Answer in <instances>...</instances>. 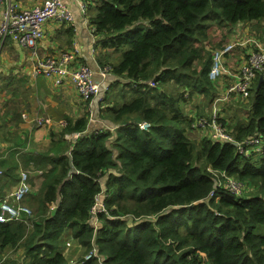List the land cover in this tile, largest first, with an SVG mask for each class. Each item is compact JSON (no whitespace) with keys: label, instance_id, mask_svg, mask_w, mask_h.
Returning a JSON list of instances; mask_svg holds the SVG:
<instances>
[{"label":"trees","instance_id":"1","mask_svg":"<svg viewBox=\"0 0 264 264\" xmlns=\"http://www.w3.org/2000/svg\"><path fill=\"white\" fill-rule=\"evenodd\" d=\"M87 14L98 42L117 54L110 63L116 80L145 89L100 100L109 129L86 132L85 111L50 130L48 149L30 159L41 175L38 190L28 194L38 218L31 227L0 222V263L72 264L60 248L72 229L84 249H97L75 264H264V80L249 88L251 104L230 130L237 141L260 136V152L240 153L206 136L191 142L185 130L192 118L178 104L185 92L207 103L218 95L207 72L211 49L225 42L211 45L210 32L256 21L264 33V0H99ZM64 26L71 36L73 26ZM108 55L97 56L98 64ZM207 166L256 191L232 194L214 183ZM102 190L96 228L90 210ZM12 248L22 250L19 260L2 261Z\"/></svg>","mask_w":264,"mask_h":264},{"label":"crops","instance_id":"2","mask_svg":"<svg viewBox=\"0 0 264 264\" xmlns=\"http://www.w3.org/2000/svg\"><path fill=\"white\" fill-rule=\"evenodd\" d=\"M17 1L23 6H32L39 2V0ZM65 1L74 13V20L69 23L73 26L71 36L65 34L63 30L66 23L47 21L44 25L45 35L37 43V53L57 55L64 50H74L77 59L72 68L83 63L92 67L94 77L99 82V93L90 104L83 101L70 77H67L60 87L55 88L50 78L32 74L34 55L30 48L21 47L8 39L4 41L0 48V100L4 99L7 105L0 104V170H3L0 174V197L13 190L18 184L20 171L28 164H33L30 159H33L34 154L48 149L49 129L60 131L65 116L76 118L89 111L86 132L98 128L109 129V124L102 119L105 103H101L100 100L105 98L111 101L110 99L115 98L113 89L118 81L111 73L105 78L99 76L96 57L112 54L111 47L102 46L98 42V35L93 32L94 27L85 21L75 2ZM94 4L96 3L91 5ZM242 25L243 23H238L231 27L233 28L231 32L233 34L235 31L242 32L246 34V39L254 37L250 35L249 29L242 28ZM247 46L255 48L253 43L247 42L243 46L237 45L235 50L240 48L242 53L244 51L246 54ZM233 74L234 70L228 68L225 77L232 80ZM121 79L122 77L119 78L120 82ZM224 89L226 90V87ZM40 118L44 119L43 123L37 125L35 120ZM114 128L111 129L112 132ZM68 137L73 138L75 134ZM28 167H31V174H37L41 180L39 170L32 169V165ZM21 251L18 248L20 254ZM64 255L72 261L65 252Z\"/></svg>","mask_w":264,"mask_h":264},{"label":"built area","instance_id":"3","mask_svg":"<svg viewBox=\"0 0 264 264\" xmlns=\"http://www.w3.org/2000/svg\"><path fill=\"white\" fill-rule=\"evenodd\" d=\"M78 6L86 22L89 23L87 7L96 0H72ZM73 12L65 0H39L32 6H23L17 0H0V48L5 40H11L21 47L32 50L34 59L31 71L33 75H43L52 80L55 88L60 87L63 81L70 77L78 95L83 101L90 104L92 99L99 93V82L94 77V69L87 64H79L72 68L77 59L74 50H64L57 55H40L37 53V43L45 35L44 25L47 21L72 23ZM246 34L235 31V38L224 43L219 48L211 49V61L207 76L211 82H219L226 76V60L233 53L237 45L247 42L253 43L255 48L246 47V58L240 67L234 71L230 84L226 86L225 95L235 93L242 99L249 95V88L259 75L264 77V44L256 37L246 39ZM101 78H105L111 71V66L105 64L97 66ZM150 85L156 83L149 81ZM130 87L135 85L131 83ZM139 85H143L142 83ZM136 87V86H135ZM143 87V86H141ZM226 96H216L209 116H198L191 120L190 128L200 130L211 141L218 143L236 141L238 152L249 154L260 152L262 140L259 136L251 135L240 141L234 139L220 121L216 102L223 100ZM44 119H36V124L41 125ZM215 176V184L223 185L234 195H242L244 191L251 190L242 181L228 175L225 170L207 167ZM1 173V170H0ZM31 192V185L26 171L21 170L16 187L0 197V222L8 220H20L29 224L28 218L32 215L31 209L22 200ZM97 194L94 205L90 210V218L97 212L104 211L102 200ZM70 243L67 242V245ZM97 254V249L92 248L83 259H88Z\"/></svg>","mask_w":264,"mask_h":264},{"label":"rangeland","instance_id":"4","mask_svg":"<svg viewBox=\"0 0 264 264\" xmlns=\"http://www.w3.org/2000/svg\"><path fill=\"white\" fill-rule=\"evenodd\" d=\"M262 25L263 23H259L256 21L254 22L249 21L247 23L246 22L243 23L242 28L247 27L249 29L250 35L256 37L259 40V42L264 44V33L261 31V28H260ZM232 30L233 28L232 29L230 28V31ZM230 31L228 32L227 29L225 28H219L217 26H214L210 32V44L213 45L219 41H221V44H222L224 42L225 43L228 42L229 40H233L235 38V33L234 34L232 32L230 33ZM216 48H219V47L216 46ZM241 53H242V50L240 48H237L235 52H233L227 58L226 60L227 69L230 68L236 71L240 67L241 63L246 58V54L244 53V51L241 57L239 58V55ZM116 59H117L116 54H110L107 56V62L105 64L115 62ZM230 81H231L230 79H227L224 76L219 82H211L213 86L211 90L214 94H218V96H226V98H224L223 100L217 101L215 105L218 108L217 113L219 115V118L225 124L224 126L228 130H231L233 123L236 122L239 118L241 119L244 118L245 116L244 113L246 112L245 110L249 108L251 101H252V96L250 94L248 95L246 99L240 98V96L235 93H230L229 95H225L224 88L230 84ZM126 86L127 85L124 84L123 82H117L116 85L114 86L113 92L116 94L115 99L117 101L121 100L120 98L121 94H125L126 99H129L134 95L133 91L131 89L127 90ZM170 89L173 90L175 95H177L178 91L180 90L176 86H171ZM184 96L187 98V100L184 102H178V104L182 105V110H183L184 115L186 114L187 117L189 118L210 115L211 109L213 106V101L207 103L209 98H207L206 96H202V94H199V93L190 94L188 92H185ZM0 104L2 106L7 105L4 99L0 100ZM185 132L188 136V139L193 143L199 141L201 138L205 136L202 131L191 129L189 126L186 128ZM22 170L26 171L28 174L30 185H31V190H32L31 193L36 192L39 187L40 178L37 177L38 176L37 174L36 175L31 174V171H32L31 167H24ZM104 179L105 178H103V180ZM250 189L251 190L244 192L242 195H245L247 193H254L256 191L253 188H250ZM29 196L30 195L24 198L23 203L28 205L32 210V215L29 218V222H30L29 226L31 227L32 220L38 217L35 216L34 208L29 203ZM103 196H104V193H101L99 195V199H102ZM105 214L109 215L108 213H105ZM127 216H132V215H127ZM127 216H124V217L126 218ZM132 220L133 221L135 220V216H132ZM128 221H131V219H128ZM90 223L94 225L96 228H98L101 225L100 220L96 218L95 215L92 218H90ZM63 242L64 244L62 245ZM67 242L71 244L67 245ZM60 248H62L63 251L66 253V255L70 257V259L72 260L71 262L72 264H75L77 261L81 260L82 255L88 251V249H84L79 244V242L72 236V229H68L66 231V234L63 236V239L60 243ZM19 256H20V253L18 252V248H12L9 250L6 249V251H4L3 253L2 261L6 262L8 259L18 261ZM204 264H208V263L205 261Z\"/></svg>","mask_w":264,"mask_h":264},{"label":"clouds","instance_id":"5","mask_svg":"<svg viewBox=\"0 0 264 264\" xmlns=\"http://www.w3.org/2000/svg\"><path fill=\"white\" fill-rule=\"evenodd\" d=\"M99 2V0H96L95 2H93V3H98ZM92 3V4H93ZM95 5V4H94ZM88 6H91V4H89ZM235 51V50H234ZM233 51V52H234ZM107 62V61H106ZM105 62V63H106ZM105 63H104V65H105ZM112 63V62H111ZM110 66H111V68H112V65L110 64V63H108ZM99 65V64H98ZM99 66H103V65H99ZM110 73H111V71H110ZM109 73V74H110ZM111 75H112V73H111ZM259 77V76H258ZM258 77H257V80H258ZM126 81V82H125ZM121 82H123L124 84H126L127 86H126V88H127V90H129L130 88H133V87H130V85H132L131 83H128L127 82V80H125L123 77H122V79H121ZM148 83H149V81H148ZM150 84V83H149ZM156 85V84H155ZM141 86H143V87H141ZM145 85L143 84V85H139V86H136V87H141L142 89H145V87H144ZM252 86V85H251ZM193 119V118H192ZM36 122V121H35ZM43 123V122H42ZM190 127V126H189ZM75 136H77V134H75ZM256 136H258V135H256ZM66 137H68V136H66ZM260 137V136H259ZM245 138V137H244ZM261 139V138H260ZM262 140V139H261ZM233 142V141H232ZM232 142H229V143H231L232 144ZM236 142V141H235ZM262 144H263V141H262ZM234 146H236V145H234ZM207 167H209V166H207ZM1 172H2V170H1ZM1 174V173H0ZM103 180V179H102ZM29 182H30V180H29ZM214 183H215V180H214ZM16 187V186H15ZM14 187V188H15ZM32 191V190H31ZM103 192V190L101 191V192H99L98 194H101ZM31 193V192H30ZM26 196H28V194L26 195ZM25 196V197H26ZM24 197V198H25ZM24 198H23V200H22V202L24 201ZM95 200V199H94ZM102 200V199H101ZM102 203H103V201H102ZM25 204V203H24ZM26 205V204H25ZM104 205V204H103ZM26 206H28V205H26ZM29 207V206H28ZM30 208V207H29ZM31 209V208H30ZM31 212H32V210H31ZM100 212V211H99ZM98 213V212H97ZM97 213L95 214V216L97 215ZM31 217V216H30ZM29 217V218H30ZM29 218H28V221H29ZM97 218V217H96ZM29 224H30V222H29ZM28 224V225H29ZM94 226V225H93ZM71 244V243H70ZM62 252H63V249H62ZM89 252V251H88ZM87 252V253H88ZM64 253V252H63ZM87 253H85V254H83L82 255V257H81V260H79V261H77V262H82L83 260H86V259H83V257L87 254ZM104 256H101V258H103Z\"/></svg>","mask_w":264,"mask_h":264},{"label":"water","instance_id":"6","mask_svg":"<svg viewBox=\"0 0 264 264\" xmlns=\"http://www.w3.org/2000/svg\"><path fill=\"white\" fill-rule=\"evenodd\" d=\"M263 80H264V77H263L262 75H259L258 80H257L258 83H260V82L263 81ZM232 144H233V145H236V142L233 141Z\"/></svg>","mask_w":264,"mask_h":264}]
</instances>
